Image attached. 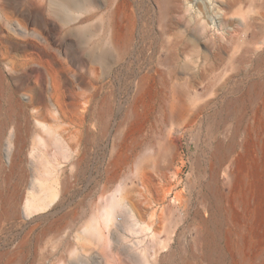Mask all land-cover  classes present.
Masks as SVG:
<instances>
[{
  "label": "rangeland",
  "instance_id": "1",
  "mask_svg": "<svg viewBox=\"0 0 264 264\" xmlns=\"http://www.w3.org/2000/svg\"><path fill=\"white\" fill-rule=\"evenodd\" d=\"M167 2L164 15L159 0H0V193L14 189L11 164L24 173L16 213L0 215V264H264V205L251 214L260 192L264 203V0ZM171 101L197 112L178 131ZM44 126L65 156L44 146ZM217 145L257 165L245 213ZM38 181L56 199L30 212Z\"/></svg>",
  "mask_w": 264,
  "mask_h": 264
},
{
  "label": "bare ground",
  "instance_id": "2",
  "mask_svg": "<svg viewBox=\"0 0 264 264\" xmlns=\"http://www.w3.org/2000/svg\"><path fill=\"white\" fill-rule=\"evenodd\" d=\"M159 3L161 5L160 8L162 9V14L165 15V12L168 10V2H167V0H159ZM120 36H121V34L119 33V31L116 30L114 40H113L114 44L120 43V39H121ZM151 77H152L151 75L145 74L144 76L140 77L136 81V84H135L136 89H134L135 90L134 91V102H137L138 98L144 92H146L148 90ZM1 82H2V74L0 72V94L2 91ZM81 100H83V99H79V96H78V98H76L74 100V106L75 107L78 106L80 104L79 102ZM61 112H62V114H64V111H61ZM169 114H170L171 121L174 123L175 129H177V131H178L179 130L178 128L185 127V125L182 126L181 124L182 123L187 124L186 122H188V121L190 122L191 119L193 120V118L197 115V112L194 111L192 114H189V116H185L184 115V108H181V106L179 104H177L175 101H171V103L169 104ZM10 115H11L10 113H6V115H4L0 111V142H1V139L3 137V132H4L5 126L7 124V121L11 118ZM129 118L130 119L132 118L133 122H136L137 113H136L135 109H133V110L131 109L129 111ZM133 122H131L128 125V127L133 125ZM174 127H173V130H174ZM43 130L47 133V137L42 140L44 146L46 148H48L50 146V149L54 148V150L57 152V154H58L57 150H59V151H61L60 155L62 156V154H63V156H65L66 155L65 151L67 150L68 147H67L66 141L62 138L61 133L55 131V129L50 127V126H44ZM121 138H122V135L120 134V135L116 136L114 139V144H113V147H112V150H111V153L109 156V160H108V172H110L114 166L117 167L116 165H118L119 162L121 160H123L122 158L124 155H123V152H121V150L119 149V145H118V142L121 140ZM232 143L233 142H231V144ZM7 146L9 149L10 141L7 143ZM51 147H53V148H51ZM245 155H246L245 152L242 151V152L238 153L236 156H233L234 157L233 159H230L231 153L230 152L224 153L223 149H221V147L219 145H217L215 150H214V156H215V161H216L217 167L220 168L223 164H225L228 161V164L224 168V174L227 176V178H230L232 181V178L235 175L238 176V179L236 180V186H238L240 194H238L233 199H231V203L233 202V203L238 204V206H240L242 208L243 213L247 212V208L249 205H251V201L253 200V192L251 191L250 187H251V184L253 185V183H254V178H255L254 168L257 166L254 161H252L249 164H245L246 163L244 160ZM44 161L46 164H49L48 159H45ZM23 174L24 173H22L18 164H16V163L11 164L10 170L7 173V180L9 182L15 180L16 183H15L14 189L10 193L9 192L8 193H4V192L0 193V196L3 197V201H4V208L0 212L1 217H3V216L5 217L8 215L14 216V214L16 213L17 204L13 201L14 200L13 197H14V195H16V193L18 195V193L20 191L21 184L24 181ZM47 174H49V171ZM251 179H252V181H251ZM215 181H216L215 177H212L211 180L209 181L207 187L210 190V193L213 196H215V198H218L219 192H218L217 187L215 188ZM38 183H39V186L41 189V193L38 195L37 194L33 195L31 198L27 199V203H26L27 211H30V212L35 211L36 212L40 209H44L45 207H47L51 202H53L56 199V193L52 187L47 186L46 183L44 184L41 181H38ZM118 190L120 192H122L125 190V188L119 187ZM260 193H258L259 194V204L257 205L256 208H253L251 210L252 215L254 212L256 213V211L260 210V207H263V205H264L263 200H261L262 198L260 196ZM111 208H112V205L110 204V202L102 207L101 216H102L103 220H105V222H108L109 221L108 219L111 217V211H110ZM53 210H51V212L49 214H40L37 216H38V218L45 217L47 215L50 216L51 213L54 212ZM252 215H247L246 217H244L243 220L246 223H249L250 221H252ZM243 216H245V215H243ZM242 217H241V219H242ZM240 225H242V224H240Z\"/></svg>",
  "mask_w": 264,
  "mask_h": 264
},
{
  "label": "water",
  "instance_id": "3",
  "mask_svg": "<svg viewBox=\"0 0 264 264\" xmlns=\"http://www.w3.org/2000/svg\"><path fill=\"white\" fill-rule=\"evenodd\" d=\"M51 212V210H49L48 212H46L45 214H49ZM38 218V216H33L32 219L30 221H34ZM30 221L24 222L23 223V227H25Z\"/></svg>",
  "mask_w": 264,
  "mask_h": 264
},
{
  "label": "built area",
  "instance_id": "4",
  "mask_svg": "<svg viewBox=\"0 0 264 264\" xmlns=\"http://www.w3.org/2000/svg\"><path fill=\"white\" fill-rule=\"evenodd\" d=\"M142 186H144L143 184H142ZM173 197L175 198V194L173 195ZM176 201V200H175Z\"/></svg>",
  "mask_w": 264,
  "mask_h": 264
},
{
  "label": "flooded vegetation",
  "instance_id": "5",
  "mask_svg": "<svg viewBox=\"0 0 264 264\" xmlns=\"http://www.w3.org/2000/svg\"><path fill=\"white\" fill-rule=\"evenodd\" d=\"M51 210H53V209L51 208Z\"/></svg>",
  "mask_w": 264,
  "mask_h": 264
}]
</instances>
